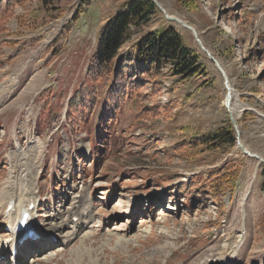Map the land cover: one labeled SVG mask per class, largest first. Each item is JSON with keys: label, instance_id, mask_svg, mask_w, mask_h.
Masks as SVG:
<instances>
[{"label": "rangeland", "instance_id": "obj_1", "mask_svg": "<svg viewBox=\"0 0 264 264\" xmlns=\"http://www.w3.org/2000/svg\"><path fill=\"white\" fill-rule=\"evenodd\" d=\"M130 1L27 0L0 13V85L15 79L0 102V189L29 160L34 219L58 248L39 251L37 236L14 264H199L243 232L226 264H264V163L203 140L228 126L227 91L192 32L156 7L105 70H89ZM155 1L219 63L240 141L264 160V0ZM169 27L199 51L203 75L117 74L136 42Z\"/></svg>", "mask_w": 264, "mask_h": 264}, {"label": "trees", "instance_id": "obj_2", "mask_svg": "<svg viewBox=\"0 0 264 264\" xmlns=\"http://www.w3.org/2000/svg\"><path fill=\"white\" fill-rule=\"evenodd\" d=\"M24 1L27 0H3L0 4V13ZM61 1L40 0L44 7ZM77 1L81 6H88L94 0ZM155 12L156 6L151 0H131L126 7L109 19L100 32L89 70H96L97 73L105 70L117 58L118 51L129 42L133 31L146 23ZM126 54L119 61L121 70L116 69V72L127 80L130 77L138 80L143 74L151 71L158 73L164 68L171 76L182 80L204 74L199 51L186 47L182 35L172 27L164 29L159 35L153 33L141 38ZM122 63H125L123 69ZM124 68L130 75L127 76V73H124ZM203 140L216 149L233 150L236 147L235 134L229 122L226 128H220L213 134H208L203 137ZM261 176L264 190V169L261 171Z\"/></svg>", "mask_w": 264, "mask_h": 264}, {"label": "bare ground", "instance_id": "obj_3", "mask_svg": "<svg viewBox=\"0 0 264 264\" xmlns=\"http://www.w3.org/2000/svg\"><path fill=\"white\" fill-rule=\"evenodd\" d=\"M169 16V15H168ZM177 19V18H176ZM178 25L182 26L180 23L176 22ZM204 47V45H203ZM200 48V47H199ZM205 48V47H204ZM221 67V66H220ZM15 80V79H14ZM11 78V81H4L3 84L8 83L13 85V81ZM1 83V82H0ZM0 85V102L3 100L5 93L3 94V87L4 85ZM9 86V85H8ZM230 89V88H229ZM231 91V90H230ZM231 95V94H230ZM231 101V100H230ZM228 110L231 113V116L234 118V114L236 113L233 104H229ZM34 144V148L38 147V143L32 141ZM238 150H240L238 148ZM241 151V150H240ZM249 154H251L248 150H246ZM30 154L29 158H31V150H28ZM29 161V160H28ZM28 161H22L17 165V163L14 165L12 164V170L9 172L8 177L5 179V182L1 186L0 189V218L1 223L0 227L5 230V233L2 234V237L0 238V257L4 255L7 248L10 246V248L14 245V248H16V254H15V260H18V254L25 251L24 244L19 245L18 240L22 237V234L15 237V235L12 234V229L19 218V214L22 210L28 211L30 207H33L30 213V225L28 228H30L36 235L38 236L37 239L40 241V245H35L40 247L39 251L45 249L46 247H54L56 244H53L51 242V238L49 234L51 232L44 231L40 227V223L35 221V213L39 211V208L35 205L34 201V193L31 186V176H30V170ZM14 176V177H13ZM242 202V201H241ZM13 205L12 209L8 211V208ZM169 207V208H168ZM168 210H174L172 207L168 206ZM75 212L77 214V208H75ZM67 221V219L60 220V223L57 224L55 227L56 233H54V239L57 237V232L62 231L65 226L63 224ZM9 232H8V231ZM245 233H241L239 235L238 242H236L234 245H232L230 248H228V244H223L218 253L208 258L209 260H202L199 264H226L231 260L230 258L233 257L240 249V246L243 243ZM67 237V236H66ZM64 237V238H66ZM70 239H67L66 241H69ZM57 242H60V240H56ZM120 241V240H119ZM37 242V241H36ZM28 243V242H27ZM61 243V242H60ZM34 247V248H35ZM58 249L57 247H54L53 249ZM32 249V248H31ZM36 252L38 250L35 249ZM9 256L11 257V253L9 252ZM14 260V261H15ZM13 259L10 258L8 260V264L14 263ZM16 263V262H15ZM2 264V263H1Z\"/></svg>", "mask_w": 264, "mask_h": 264}, {"label": "water", "instance_id": "obj_4", "mask_svg": "<svg viewBox=\"0 0 264 264\" xmlns=\"http://www.w3.org/2000/svg\"><path fill=\"white\" fill-rule=\"evenodd\" d=\"M155 6L160 9L165 18L168 20V21H174V22H178L182 25L183 28L189 30L192 32L193 34V37L195 39V42L197 43V45L200 47L201 51H203V53L213 62L214 66L216 67V69L220 72L222 78H223V82H224V85H225V88H226V97H225V100H224V107L228 113V116H229V122L230 124L232 125V128L235 132V142H236V148H239L242 152V154L250 157V158H255L257 159L258 161V164H261V163H264V160L256 155V154H249L246 149L244 148L243 144L241 143L240 141V134H239V131L237 129V125H236V121L235 119L231 116V113L230 111L228 110V107H229V104H230V100H231V95H230V89H229V86H228V80H227V77L223 71V69L220 67L219 63L211 56V54L208 52V50L206 48L203 47V44L202 42L200 41V39L198 38V35L197 33L195 32V30L189 26H187L185 23H183L182 21L174 18V17H171V16H168V14L160 7V5L155 1V0H151Z\"/></svg>", "mask_w": 264, "mask_h": 264}]
</instances>
